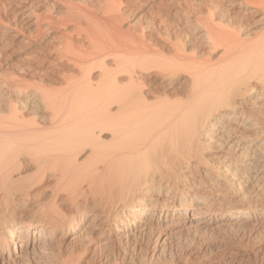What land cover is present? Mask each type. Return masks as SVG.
<instances>
[{
  "label": "bare ground",
  "instance_id": "obj_1",
  "mask_svg": "<svg viewBox=\"0 0 264 264\" xmlns=\"http://www.w3.org/2000/svg\"><path fill=\"white\" fill-rule=\"evenodd\" d=\"M18 1L0 10V264H104L107 247L187 264L203 248L168 241L218 224L256 243L264 0Z\"/></svg>",
  "mask_w": 264,
  "mask_h": 264
},
{
  "label": "rangeland",
  "instance_id": "obj_2",
  "mask_svg": "<svg viewBox=\"0 0 264 264\" xmlns=\"http://www.w3.org/2000/svg\"><path fill=\"white\" fill-rule=\"evenodd\" d=\"M72 1V0H71ZM74 1V0H73ZM91 1H94V0H77V2H74L77 6H81V7H86L87 9L89 8L90 10H92L91 9V7H93V3L91 2ZM13 5H12V4ZM18 3H20V1H18V0H0V7H2V8H0V10H2V12L1 13H7L8 12V8H12L14 5H17ZM9 4V5H8ZM7 5V6H10V7H5V6ZM4 8H6L5 10H3ZM7 11V12H6ZM227 19H231L232 18V20L233 19H236V17L234 18L233 17V15H227V14H224V13H222ZM230 16H232L231 18H230ZM229 17V18H228ZM175 24V25H174ZM173 24V26L172 27H174L173 29V31H174V33H172V35L174 34H176L177 32V35L179 34H181V32L183 33V35L181 34V36H182V38H183V40L184 41H186V42H188L189 40H190V38L192 37V36H190V32L192 33V31H191V29H188V28H183L184 26H182L181 24H177L176 25V23H174ZM181 27V30H180V28L178 29V27ZM176 27H177V29H176ZM187 29H188V31H187ZM185 30V31H184ZM189 30H190V32H189ZM176 32V33H175ZM187 32H189L188 34H187ZM254 34V33H253ZM53 35V34H52ZM51 35V37H53ZM189 36V37H188ZM49 37V36H48ZM50 37V38H51ZM57 38L59 37V35L58 36H56ZM55 36L53 37V39L54 38H56ZM174 36H172V39H174L173 38ZM188 37V38H187ZM43 40H46L45 38H42ZM41 39V40H42ZM52 39V40H53ZM188 39V40H187ZM42 40V41H43ZM47 40H49V39H47ZM49 42V43H48ZM58 42V39H55V40H53V41H51V39L49 40V41H45V43L44 44H46L45 45V47L46 46H51L52 44H54V43H57ZM174 43H175V40H174ZM199 43V44H198ZM44 44L42 45L43 47H44ZM197 47H196V50L197 51H199V54H200V56H199V54H198V58L200 59V60H209L210 58V60L211 61H215V60H217V58L218 57H216V56H218V55H220L217 51V54L215 55V53L213 52V54H210L209 53V51H206L207 50V46H206V44L205 43H201V42H197ZM42 46H40V48L39 47H33V49L34 50H36V51H38L39 49H42ZM44 47V48H45ZM52 47V46H51ZM33 49H31V50H33ZM33 50V51H34ZM42 51V50H41ZM39 52V51H38ZM210 54V55H209ZM213 58V59H212ZM213 153H217V152H215V151H212ZM218 226V227H217ZM220 226V227H219ZM215 228H214V230H212V232L210 231V232H206V233H201V232H199L198 234H196L197 235V238L194 240V241H192V240H189V241H191V242H189L188 241V238L190 237V235H188V237L186 236L185 237V235L184 236H180V238L182 239V240H180L179 239V237H174V238H172V239H170V241H168V244H167V249H168V252H169V249H170V251H172V252H175V251H177L178 249H179V251L180 250H187V249H185V248H189L188 249V252H190V253H194V251L195 250H197L198 248H199V246L198 245H200V247L201 248H203V250H202V253L203 252H206V253H203V254H201L200 256H201V258H204V259H201V258H195V257H191L190 258V260H188V262H187V264H213L214 262V264H264V230L263 231H258L254 236V238L255 239H253L254 241L256 240V243L254 242V243H252L251 241L250 242H248L247 244H243V242H241L239 239V236L241 235L240 233H242V231L241 230H237L236 228H231L230 226H227L226 224H222V225H215L214 226ZM217 227V228H216ZM229 227V228H228ZM220 228V229H219ZM224 228V229H223ZM232 229V230H231ZM230 230V231H229ZM192 231V230H191ZM227 231V232H226ZM233 231V232H232ZM238 231V232H237ZM215 232V233H214ZM240 232V233H239ZM259 232H260V234H259ZM216 233H218V234H216ZM237 234V235H236ZM239 234V235H238ZM258 234H259V239H256V237L258 236ZM211 235V236H210ZM257 235V236H256ZM210 236V237H209ZM187 239V241H186V239ZM201 238V239H200ZM177 239V240H176ZM198 240V241H197ZM262 240V241H261ZM196 241V244L197 245H195V242ZM261 241V242H260ZM170 242V243H169ZM187 242V243H186ZM189 242V243H188ZM206 242V243H205ZM177 243V244H176ZM181 243H183V244H181ZM193 243V244H192ZM233 243H234V245H233ZM259 243H261V244H259ZM179 244H181V245H179ZM179 245V246H178ZM191 245H193V246H191ZM204 245V246H203ZM179 247L178 249H177V247ZM197 247V249H195L196 247ZM238 246V247H237ZM242 246V247H241ZM181 247V248H180ZM235 247V248H234ZM206 248V249H205ZM245 248H246V250H245ZM253 248V249H252ZM255 248V249H254ZM142 249V248H141ZM173 249V250H172ZM177 249V250H176ZM216 249H217V251H216ZM259 249V250H258ZM262 249V250H261ZM108 250V251H107ZM142 252H144V248H143V250H141ZM141 251H139V252H141ZM212 252V253H211ZM215 252V253H214ZM217 252V253H216ZM109 253V254H108ZM111 253H113L112 252V250L111 249H109V247H107L106 248V250H104V256H106V258H107V260H106V262H104V264H114V260L115 259H117V257H115L113 254H111ZM208 253H209V255L211 254V256H209L208 255ZM235 253H237L236 255H237V257H235L236 255H234ZM239 253V254H238ZM213 254H215V255H213ZM220 255V256H219ZM222 255H224V256H222ZM239 255V256H238ZM241 255V256H240ZM244 255V256H243ZM202 256H204V257H202ZM207 256H208V258H207ZM217 256V257H216ZM222 256V257H221ZM228 257V258H226V257ZM110 257V258H109ZM114 257V258H113ZM212 259H211V258ZM215 257V258H214ZM235 257V258H234ZM241 257V258H240ZM246 257H247V259H246ZM249 257V258H248ZM118 258H120V257H118ZM194 258H195V260H197V262L198 263H196V261H194ZM47 259L49 260V258H43V260H41V261H39V259H38V261L37 260H35L34 262H31V263H29V264H35V262L36 263H38V264H45L46 262H47ZM113 259V260H112ZM168 259V258H167ZM199 259V260H198ZM200 259H201V261H200ZM209 259V260H208ZM221 259V260H220ZM242 259V260H241ZM44 260H46V262L44 261ZM89 260V259H88ZM87 260V261H88ZM169 260V259H168ZM168 260H165V262H160V264L162 263H166V264H168L167 263V261ZM191 260H192V262H191ZM209 262H208V261ZM213 262H212V261ZM215 260V261H214ZM240 260V261H239ZM91 263H90V262ZM88 261V263L86 262V263H84V264H92L93 262V264H101V263H96V261H92V260H89ZM194 261V262H193ZM42 262V263H41ZM135 264H140L141 263V261H140V257L138 256L136 259H135ZM217 262V263H216ZM23 264H26V263H23Z\"/></svg>",
  "mask_w": 264,
  "mask_h": 264
}]
</instances>
